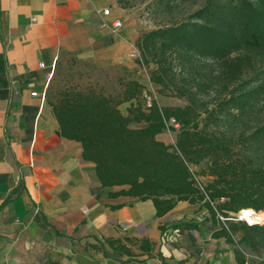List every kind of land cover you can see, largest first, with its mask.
Masks as SVG:
<instances>
[{
  "label": "trees",
  "instance_id": "1",
  "mask_svg": "<svg viewBox=\"0 0 264 264\" xmlns=\"http://www.w3.org/2000/svg\"><path fill=\"white\" fill-rule=\"evenodd\" d=\"M149 1L154 12L180 17L141 32L135 62L152 65L149 82L157 93L183 104L153 99L145 108L144 84L125 66L131 76L121 80L118 97L67 88L53 100L45 92L46 104L59 135L79 143L82 160L93 163L99 185L114 188L110 197L150 200L155 218L178 202L203 206L211 237L232 246L235 264H250L246 251L264 254V223L234 221L229 214H264V0H202L179 13L189 0ZM124 102L126 114L119 109ZM171 117L179 124L173 145L158 139ZM191 169L204 177L203 191ZM183 224L157 228L177 232ZM104 245L124 254L125 262L143 255L162 259L147 237H106L85 248L109 257ZM56 256L40 264H61Z\"/></svg>",
  "mask_w": 264,
  "mask_h": 264
},
{
  "label": "crops",
  "instance_id": "2",
  "mask_svg": "<svg viewBox=\"0 0 264 264\" xmlns=\"http://www.w3.org/2000/svg\"><path fill=\"white\" fill-rule=\"evenodd\" d=\"M110 1L0 0V229L39 238L61 264L152 259L143 255L125 262L124 254L106 245L109 257L85 245L124 236L147 237L156 244L162 220L196 206L178 202L155 218L150 200L110 197L114 188L99 185L93 163L81 158L80 144L59 135L49 106L40 99L47 75L63 54L120 63L146 85L139 67L123 56L136 37L103 26L117 18L112 10L106 16L101 12ZM128 105L119 106L122 114Z\"/></svg>",
  "mask_w": 264,
  "mask_h": 264
},
{
  "label": "rangeland",
  "instance_id": "3",
  "mask_svg": "<svg viewBox=\"0 0 264 264\" xmlns=\"http://www.w3.org/2000/svg\"><path fill=\"white\" fill-rule=\"evenodd\" d=\"M201 1L189 0L185 6L177 8L174 13L182 12V9H184L183 11L192 10ZM149 2V0L110 1L108 8L117 13L116 17L120 18L122 27L119 30H113L109 24L108 27L114 33L131 39L139 36L141 32L171 23L180 17V14L170 16L165 13H156L149 7ZM131 49L132 47H129L123 56L137 65L135 58L130 56ZM134 49L136 50L135 46ZM137 66L141 75L146 77L144 89L148 94L154 95L159 105L183 104L180 99L158 94L156 86L147 82L152 65ZM127 76H131V73L125 71L120 63L98 62L92 59H82L72 54H63L59 56L53 67L45 92L47 99L51 100L56 97L59 91L67 88L82 91L92 89L102 94L118 97L122 90L121 80L126 79ZM174 135L172 130L165 129L160 138L164 143L173 145ZM229 215L234 221H246L240 217L242 214L231 213ZM205 216V208L196 205L192 211H183L173 219L165 218L160 223L170 225L182 222L184 224L179 227L177 232L167 228L163 234L158 236L156 248L161 252L162 259L157 257L147 261L138 259L130 264H178L179 262L180 264H235L232 246L225 243L223 238L213 239L211 237V223L207 218L204 219ZM259 217V220L253 223H264V214ZM192 224L196 225L195 228L187 229L184 226ZM53 253L51 247L48 248L47 244L42 243L39 238L31 237L16 228L0 229V264H40L44 259L53 256ZM245 257L250 264H264V254L259 255L246 251Z\"/></svg>",
  "mask_w": 264,
  "mask_h": 264
},
{
  "label": "built area",
  "instance_id": "4",
  "mask_svg": "<svg viewBox=\"0 0 264 264\" xmlns=\"http://www.w3.org/2000/svg\"><path fill=\"white\" fill-rule=\"evenodd\" d=\"M101 12H102L103 15L106 16V15H109L110 14V9L108 7L107 8H103ZM31 20L34 21L35 19L32 18ZM108 24L110 25V27L113 30H118V29H120L122 27V22H121L120 18H115V19H113L110 22H104L103 26H106ZM136 50L134 49V47H132L131 52H130V56L133 57V58H135V60L138 59V57H139L138 51H136ZM42 66H43V64L40 63L39 64V67H42ZM49 78H50V74L47 75V81H48ZM36 94H37L36 92H32V95H36ZM142 98H143V102H144V107L145 108L150 107L151 102L154 99V97L152 95L148 94L145 89H143V91H142ZM40 99L42 101L45 100V92H43L40 95ZM165 126H166V129H169V130L174 129V131H176L179 128L178 122L174 118H172V117L169 118V119H167L165 121ZM191 171H192V178L194 180V183H195L196 187L198 189H200V190L203 191V189H204L203 187H204V184H205L204 177H201V176H198L197 174H195L193 172V169H191Z\"/></svg>",
  "mask_w": 264,
  "mask_h": 264
},
{
  "label": "bare ground",
  "instance_id": "5",
  "mask_svg": "<svg viewBox=\"0 0 264 264\" xmlns=\"http://www.w3.org/2000/svg\"><path fill=\"white\" fill-rule=\"evenodd\" d=\"M245 213H248V215H245ZM241 218L246 219V221L249 224H252L253 222H255L256 220H259V216H256L254 213H252L251 211H243L242 215L240 216Z\"/></svg>",
  "mask_w": 264,
  "mask_h": 264
},
{
  "label": "snow or ice",
  "instance_id": "6",
  "mask_svg": "<svg viewBox=\"0 0 264 264\" xmlns=\"http://www.w3.org/2000/svg\"><path fill=\"white\" fill-rule=\"evenodd\" d=\"M245 215H248V213H245Z\"/></svg>",
  "mask_w": 264,
  "mask_h": 264
}]
</instances>
